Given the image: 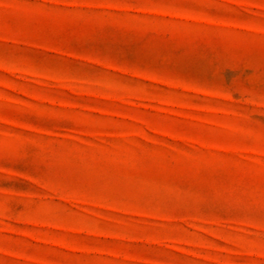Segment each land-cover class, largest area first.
<instances>
[{
  "label": "rangeland",
  "instance_id": "374dc122",
  "mask_svg": "<svg viewBox=\"0 0 264 264\" xmlns=\"http://www.w3.org/2000/svg\"><path fill=\"white\" fill-rule=\"evenodd\" d=\"M0 264H264V0H0Z\"/></svg>",
  "mask_w": 264,
  "mask_h": 264
}]
</instances>
